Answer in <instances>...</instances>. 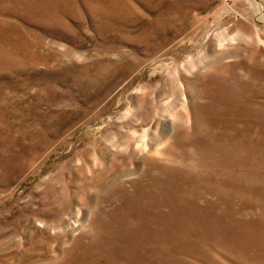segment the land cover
I'll return each mask as SVG.
<instances>
[{"label":"rangeland","instance_id":"1","mask_svg":"<svg viewBox=\"0 0 264 264\" xmlns=\"http://www.w3.org/2000/svg\"><path fill=\"white\" fill-rule=\"evenodd\" d=\"M0 264H264V0H0Z\"/></svg>","mask_w":264,"mask_h":264}]
</instances>
